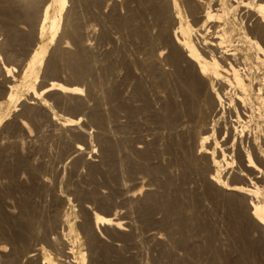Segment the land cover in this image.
<instances>
[{"label":"rangeland","instance_id":"obj_1","mask_svg":"<svg viewBox=\"0 0 264 264\" xmlns=\"http://www.w3.org/2000/svg\"><path fill=\"white\" fill-rule=\"evenodd\" d=\"M109 1L110 0H69L68 9L70 8V11L68 16L64 13V17L62 19V28L60 31V35L61 33L62 35L60 36V39L54 40L52 42H48L49 36L47 34L44 36V41L49 43L46 60L41 64L39 68L40 70L38 73V78L32 76L31 79L30 77H25L24 72L27 68V65L31 62V56L34 52V48L36 50L38 48V43L40 44L39 40L36 39V36L34 35L36 33L38 24L33 25V23L27 21L26 19L23 20L24 17L15 19V21H19L18 23L14 22V24H18L16 27L19 35H21L18 40L13 41L12 44L6 49V47H3L1 44H3L7 39L8 27L6 26V22H4L2 19L3 14L0 13V53H2V58L0 59V247L4 249L7 248L8 250H6L9 251L10 245H8V243H5V237L8 235V233L16 230V220H19L22 216L23 204H31L34 209L39 207L35 211L36 215L34 214V217L36 218L35 220H39L42 216L41 219L45 221L47 219H53L56 216L57 223L59 222L57 224L59 225V227H56L54 231V235L58 236V239L55 241L46 239V241L48 240V242L43 240L44 242L42 243L44 245V250L41 253V256H38L33 260V264H41V261H44L45 257H49L53 263L56 262L57 264H76L75 261L80 258L81 252L86 253L87 258L84 264H152L153 261V264H171L170 262H172V264H249V258L250 260H254L250 261V264L252 262H254L253 264H256V258L253 255V251L250 253L252 255H247L248 252H246L250 249L249 247H252L251 241V245L247 247V244H249L248 240H252L253 242V238H251L250 236H241V224L235 219L238 218L237 220H239L241 213H244L246 210L248 211L249 206L247 205L245 207L246 204L243 201L242 205L240 199L243 198L240 194L236 195L231 193L232 196L230 198L228 192L223 193L224 191L221 192L222 189H220L216 184H210V182L208 181L209 179L207 180V175H209L208 173H210L209 171L205 172L204 177V175L201 174L200 171L198 172L194 169L190 171L191 168L187 169L184 168L185 166H182L183 164L181 163V160L179 158L180 152L177 149V143H175L176 139L178 141V138L181 137L182 130L176 129V127L179 128V126H177V123L174 129L175 122L172 123V121H174L173 117L171 120V124L173 125V127L171 129L172 125L167 121L164 122V120H162L160 116L163 114V109L166 103H171L172 101H174L175 103L177 101V103H179L178 99H181L180 102L182 101L183 90L180 82L182 80V77L184 78V76H181L183 74V69L178 70L170 64L168 65L163 63L162 67H165L167 73L162 76L164 79L160 77V79L158 80L159 77L154 73L151 74V72L145 66V51H143L145 43L141 31H143L144 29L146 33L149 32V39L151 37H154V39L157 38V34L159 33L158 31L160 30V27L162 25V21L161 19H159V16L155 15L157 11H154L155 9L152 10V8L150 10L149 8L151 5L146 0H144L145 2L141 3L142 6L138 2L139 0H132V2L131 0H129L130 2L128 0H125V2L124 0H119L118 4V0H116V3L114 2L115 0H111L110 3ZM178 2L181 7L183 21L185 22L191 20L193 23V20L195 18H193V14V16H191V12L190 10H188L185 4L186 2L184 0H178ZM143 5L146 6L144 7ZM41 6H44V3ZM81 7H83L84 9ZM212 7L213 11L214 9L216 11H214V13L218 12V14H220L221 12L222 15L223 13H225L221 9L220 5L218 6L217 4H214ZM80 11L81 13H79ZM85 13H87V15ZM133 13L134 16L130 17V15ZM129 17L131 18L130 20ZM123 18H125L124 21ZM21 19L23 22H21ZM77 19L79 22L77 21ZM116 19L118 22L116 21ZM193 24L194 27H197L195 23ZM221 24L222 25L219 26H222L224 28L217 26L215 28V26L213 25L214 27H209V31H218L217 33H223L225 35H228L230 32L229 35H234V30H232L231 27L228 26V23L222 21ZM159 25L160 27H158ZM225 25H227L228 27H225ZM71 29L72 32L70 33ZM75 29L76 31H78L77 35H75ZM139 31L140 36L138 34ZM128 36L130 37V39ZM21 37H23V39H21ZM65 38L69 41L67 45L71 51H76L77 49L79 50L80 48H82L81 42L87 43L89 40L92 46L89 45L88 42V44L85 45L86 47L84 46L82 48L85 53L89 55L87 56V60L90 58L91 61L90 62L88 60L90 64V71L87 72L88 76L85 72L82 75V78L79 77L76 80L70 64H68L65 60L63 63V59H60L61 57L56 54L58 47L60 48V46L66 44ZM56 46L57 49L55 48V51H53L52 49ZM52 51L55 52L56 55ZM253 55H259L260 57L263 56L256 51H253ZM263 60L261 59V64L257 60L253 61V74L256 75L259 73L261 75L262 73L263 75ZM258 62L259 66L255 67V65H258ZM4 63H6L7 65L12 64L16 67L15 70L13 69L14 71L10 72L11 74L9 76L6 74L8 72H6L5 69H3L4 67H2L4 66ZM57 64L58 66H56ZM53 65L54 67L56 66L57 69L59 68L56 74H53L51 71ZM260 67H263L262 70H259L261 69ZM254 69H257L258 71ZM51 80H61L63 83L68 84L75 83L74 85H77L79 88L81 87L80 90L82 92L78 96L77 94H69L67 96L60 97L58 93H51V95L49 94V96L46 94H41L42 98L41 96H38L37 99L36 97L33 98L34 96H32L31 93L33 86H37L36 89L40 91L41 88L45 87L46 84L51 82ZM9 84L12 88H10V86L8 87ZM255 86L256 85L254 84V88L248 87L249 92L253 93V97H255L256 95V93H254V89L257 90V87ZM6 88L8 90H14L13 93L17 96V98L14 97V101L7 99V94L9 92H4ZM229 88L230 87H227L225 89L226 91L224 90V92H222L221 98H218L217 96L215 98H212V100L210 97L205 98L207 100V102L205 100V108L206 110H208L207 113L213 112V114H210L213 117L212 120L208 116H205V129L209 134L208 144L210 146L212 144L213 146H211L212 148L210 149V151H216L215 153H213V157L215 154L217 155L216 157H214L216 160L220 157L218 161L221 164L217 165V168L220 169L219 175H223L222 177L224 179L222 177L221 178L225 183L232 182V184H241L242 181L243 185L248 186V184H250L249 186L254 185V187H259V192L262 191L263 193L264 173H262L261 176V171L258 170L260 173H255L254 170H249L248 167L244 165V163L242 164L246 168L244 167V169H242L243 165L239 163V160L241 162H245L248 160V163L249 159L252 156H255L256 160H254L256 161L257 165L260 166V162L262 160L254 151H252L253 148L251 150L252 141L250 142L247 138L251 137L250 140H252L253 137L257 136V134V137L264 136V113H260L261 109L262 112H264V101L259 99V104L258 102H256L258 106L262 105L260 111L259 109L256 110L257 118H250L251 120L253 119L252 121H248L250 124L247 123V120L245 121L246 123L242 121V123L247 124V129L249 128V132L247 131V129H245L244 133L243 131H241L244 127L242 128L241 125H238L236 123L241 122L239 120V115L245 118V111L239 105H237V103H234L236 102V99H238V97L235 96V93H233L234 90H229ZM114 91L117 93V96H115V98L113 97L112 99L109 98V93H112ZM90 93L92 96L90 95ZM94 98H97V100L95 101ZM106 99L107 105L104 101ZM217 99L223 101V103H220V101ZM99 101L102 103L98 107L99 111L102 106L104 107L101 110L104 115L100 112L101 117H103L101 121L104 124L103 126L106 128V131H108V133L110 132V135L107 133V135L111 137L107 139L108 142H106V140L99 132L101 131V127L98 125L97 121L93 123V120H90L91 113L89 116V111L91 112ZM229 101H232V105ZM211 103L214 106L216 104L217 108L212 106ZM93 104H95V106H93ZM222 105H225V109ZM234 107H237V110L234 109ZM232 109L234 110L231 111ZM106 110L108 113L106 112ZM258 112L260 113V115L258 114ZM236 113L238 114V116H234V114L237 115ZM217 114H219L218 117L220 119L217 118ZM229 114L231 118L228 117ZM249 115L250 112H248V116ZM258 115L263 118L262 121L260 120V117L258 119ZM72 116H74L76 120H79V125L82 127L83 132L84 130L86 131L87 138L83 134H77L68 128L66 131V128L61 127V122L65 118H69ZM221 117L223 121L221 120ZM255 119H258L257 122ZM105 120L108 124L106 122H103ZM23 121H25L27 127L23 125ZM221 121L222 123L220 124L219 122ZM112 122L115 123L113 124ZM224 123L226 126H224ZM226 123L228 124V126ZM99 124L101 125V123ZM236 125L239 127L236 128ZM251 125H255V127L258 129L254 127L256 129L255 130ZM225 128L227 129L225 130ZM251 128L253 129L251 130ZM223 129L225 130V132H223ZM219 130H221V136L225 133L223 137L219 135ZM229 130L231 131V133ZM254 132L256 133V136ZM112 133L114 136L111 135ZM123 133H125V137H130L129 143L128 139H126V142ZM174 133H176V136L174 135ZM226 133H229L230 135H226ZM234 133L236 135H234ZM243 135H247V138L243 137ZM220 137L221 139H219ZM229 137L231 138V140L233 139L231 142ZM239 137L243 139L242 144L245 147V150L247 149V146L250 147L248 151L249 153H247L246 151V154L243 156L245 160H242L240 156L237 155L239 154L237 150V148L239 147L238 142H240L241 140ZM141 139L145 141L146 144ZM166 139L169 140L167 141ZM110 142L111 144H109ZM139 142H143L142 144L144 146H147L148 144L147 147L151 149L154 154L151 153L150 156L142 157V153H138L137 151H135V149H132L136 147ZM79 143H82V145L86 147L84 153L73 152L72 149H74V145ZM112 143L113 145H115L114 147H111L113 146ZM116 143L118 145H116ZM154 149L155 151H153ZM139 154H141L142 156ZM245 156L247 157V159ZM133 158L135 159L133 160ZM238 165H240L241 167ZM238 167H240L241 169H239ZM260 167H262V169L264 168L263 162H261ZM127 168H129V171ZM235 169H238V171L236 172ZM120 172H122V177ZM262 172H264V169L262 170ZM237 173H243L244 176L241 177V175H237ZM247 177L249 178V180ZM240 178L242 179L240 180ZM251 180L252 182H250ZM207 184H210V186H208ZM212 184L215 186V189ZM146 187L148 190L146 189ZM159 187L161 188L159 189ZM210 187L213 189L214 193L212 192ZM218 188L220 190H218ZM205 189H209V191H206ZM139 190H142L143 192L140 193ZM216 191H220V193L218 192L219 196L217 194L215 195ZM134 192H136V194L138 195H136L135 198H133L134 196H132L131 194ZM204 193H206L205 195H207V199L205 198V195H203ZM222 193L223 195H221ZM227 193L229 195V200L227 197ZM147 196L150 197L149 200ZM60 197L62 199H60ZM143 197L147 198V200H144ZM232 197L234 198V200H232ZM209 198L212 200H209ZM218 198L219 200L222 199V201L224 198L225 199L223 202H221V200L219 201ZM141 199H143L144 201ZM215 199L219 202L218 204L216 203ZM31 200L33 202H31ZM253 200L255 204L256 198H252V205ZM22 201H24V203ZM225 201H231L232 204L230 205L231 207H234V210H232L231 207L229 210V203L227 202V205ZM238 201L240 203H237ZM221 203L224 205H222ZM168 204L169 206H167ZM185 205L187 208L185 207ZM239 205H241L243 208H240ZM18 206H21L22 209L18 208ZM239 209L240 211L238 213ZM38 211H40V214H38ZM94 211H98L105 215L120 217L126 222L124 224V230L116 229L113 228V226L109 225H101L100 228L102 230L98 231V229H96L93 224L92 217ZM232 211L234 214L236 213L237 217L236 215H233ZM38 216H40L39 219L37 218ZM227 218L230 219L227 220L228 222L226 221ZM233 220H235L234 223ZM212 222L213 224H215L213 225ZM14 224L16 225V227L14 226ZM221 224H223V226H220ZM238 225H240V227ZM90 228H92V233H90ZM212 228L217 229H215L217 234ZM211 229L212 231H214L213 233L212 231H210ZM57 230H59V233L57 232ZM233 231L235 234L233 233ZM166 233H168V235ZM155 235L157 237L161 236L159 237L160 239ZM166 236H168L169 239ZM222 237L223 240L226 241L227 245L223 241L221 244ZM235 237H238L239 239H235ZM211 238L213 240H210ZM218 239H220V243L217 241ZM186 240H188L187 245ZM207 241L209 242L207 243ZM211 241H214V244L210 243ZM245 242L247 244H245ZM217 243L221 247V249L219 246H215ZM6 244L8 245V247ZM232 244L234 245L232 246ZM243 244L246 250L243 247ZM207 245H210V247H208ZM213 247L214 249H212ZM218 247L219 252L218 249H216ZM215 249L216 252H214ZM241 249L243 252L245 250L246 255L243 256V253L241 254ZM65 253H69V256H65ZM249 255L252 256V258ZM220 257H222L223 259ZM226 257L229 258V261L227 262L225 260L227 259ZM241 257H244V260H241ZM1 258L5 259L4 256H2ZM233 258L234 260L231 261ZM31 263L32 261L30 262V264Z\"/></svg>","mask_w":264,"mask_h":264},{"label":"bare ground","instance_id":"obj_2","mask_svg":"<svg viewBox=\"0 0 264 264\" xmlns=\"http://www.w3.org/2000/svg\"><path fill=\"white\" fill-rule=\"evenodd\" d=\"M43 0H0V13L3 14L2 15V19L4 22H6V26L8 27V31H7V39L4 41L3 44H1L3 47H7L10 46L12 44L13 41L18 40L20 35L18 33L17 30V25L18 24H14L15 19L19 18V17H24V19H26L27 21L33 23V25L38 24L37 28H36V33L34 34L36 36V39L39 40L40 44L38 43V48L35 50L34 48V52L31 56V62L27 65V68L24 72L25 77H30V79L32 78V76H34L35 78H38V73H39V68L41 66L42 63L45 62L46 60V54L48 52V48H49V41L52 42L54 40H58L60 39V31H61V25H62V19L64 17V13L68 16L70 8L68 9V2L69 0H44V6H41ZM111 1V0H110ZM109 1V3H110ZM114 1V0H112ZM129 1V0H128ZM151 6H150V10L152 8V10L157 11L155 13V15L159 16V19H161L162 21V25L160 27V25L158 27H160V30L157 32V38L154 39V37H151L149 39V32L146 33V31L143 29V31H141L142 35H143V39H144V43H145V47L143 49L144 54H145V66L146 68L151 72V74H156L160 79V77H162L165 73H167V71L165 70V67H162V64H170L172 66H174L175 68H177L178 70H182L183 69V74L181 76H184V78L182 77V80L180 82L181 86H182V90H183V99L180 102V100L178 99L179 103H176L174 101V103H166V105L164 106L163 109V114L160 115L162 120L167 121L168 123L171 124V120L172 117L174 119L173 122H175L174 124V129H175V125L177 123V126H179V128L176 127V129H181L182 130V135L180 138H178V141L176 139L177 143V149L180 152V160L181 163L183 164L182 166H185L184 168H191L190 171L192 169L197 170L198 172L200 171L201 174L204 175L205 177V172L209 171L210 173H208L209 175H207V180L211 183L216 184L221 190V192L226 193L228 192L231 198V193L232 194H240L242 196L243 199H239L241 200V203L243 205V202L246 204L245 207L248 205L249 209L248 211L246 210L244 213H241L239 220H237L238 218H235L236 221H239V223L241 224V231L240 234L243 237H248L250 236L251 238H253V242L252 240H248L249 244H247L245 242V244H247L249 247L252 244V247H249L247 255L250 254L253 251V255L256 258V264H264V192L262 193V191L259 192V187H254V185L249 186L250 184L247 185H243L242 181L241 184H232V182L230 183H225L224 180H222V176L219 175V171L220 169L217 168V165L221 164L219 163L218 158L217 160L214 158L217 155L215 154L213 157V153H215L216 151H210V149L213 147L212 144L211 146L208 144L209 142V134L208 132H206L205 129V116H208L209 118H211L212 120V113H207L208 110H206L205 108V98L206 97H210L211 100L212 98H215L216 96L218 98H221V94L222 92H224V90L227 87H230L229 90H234L233 93H235V96L238 97V99H236L237 105H239L244 111H245V118L241 117L239 115V120L241 122H235L238 125L242 126V130L245 133V129H247V124H245L246 120L247 123H249L248 121L251 120L250 118H257L256 113L259 109H261L262 105H257L256 102H258L259 104V99L264 101V71H263V75L261 73V75L258 74H253V61L257 60V61H261V59L263 60L264 58V14L261 13V6H264V0H184L186 3V6L188 8V10H190L191 12V16L194 15L193 18H195L193 20V23H195V25L197 27H194V24L192 23L191 20L189 21H183V17L181 14V7L180 4L178 2V0H146ZM116 3V0L114 1ZM125 2V0H124ZM130 2V1H129ZM128 2V3H129ZM132 2V0H131ZM137 2V1H136ZM139 4L141 5L142 2H145L144 0H140L138 1ZM73 3V2H72ZM78 3V2H77ZM112 3V2H111ZM114 3V4H115ZM119 3V0L117 2V4ZM127 3V4H128ZM146 4V3H145ZM217 4L218 6H221V9L225 12L222 13L220 12V14L214 13L213 11V5ZM97 5V4H96ZM104 5V4H103ZM113 5V4H112ZM139 6V5H138ZM142 6V5H141ZM144 6V5H143ZM146 6V5H145ZM144 6V7H145ZM88 7V6H87ZM112 7V6H111ZM117 7V5H116ZM77 8V7H76ZM80 8V6H79ZM83 8V7H81ZM103 8V7H102ZM115 8V7H114ZM147 8V7H146ZM215 8V6H214ZM84 9V8H83ZM119 9V8H118ZM139 9V8H138ZM76 10V9H75ZM74 10V11H75ZM134 10V9H133ZM85 11V10H84ZM103 11V9H102ZM73 12V11H72ZM114 12V11H113ZM189 12V13H190ZM216 12V11H215ZM81 13V11L79 12ZM83 13V12H82ZM104 13V12H103ZM138 13V12H137ZM154 13V12H153ZM87 15V13H85ZM90 14V12H89ZM111 14V13H110ZM149 14V13H148ZM147 14V15H148ZM193 14V15H192ZM83 15V14H82ZM130 15V14H129ZM93 16V15H92ZM91 16V17H92ZM117 16V15H116ZM115 16V17H116ZM134 16V13L130 15ZM76 17V16H75ZM124 17V16H123ZM129 17V20L131 19ZM80 18V17H79ZM96 18V17H95ZM135 18V17H133ZM141 18V17H140ZM66 19V18H64ZM75 19V18H74ZM120 19V17H119ZM125 18H123L124 21ZM188 19V18H187ZM223 19V20H222ZM20 20V19H18ZM25 20V21H26ZM88 20V19H87ZM90 20V19H89ZM99 20V19H98ZM115 20V19H114ZM122 20V18H121ZM68 21V20H67ZM78 21V19H77ZM103 21V18H102ZM117 21V19H116ZM134 21V20H133ZM191 21V22H190ZM222 21H224L225 23H228L229 27H231L232 30H234V35H225V34H221V33H217L216 31L214 32H210V28L211 26H216L217 27H222L219 25H222ZM19 22V21H18ZM17 22V23H18ZM21 22L22 19H21ZM79 22V21H78ZM87 22V21H86ZM118 22V21H117ZM116 22V23H117ZM159 22V20H158ZM219 22V23H218ZM81 23V22H80ZM97 23V22H96ZM131 23V22H130ZM141 23V21H140ZM118 24V23H117ZM126 24V23H125ZM160 24V23H159ZM119 25V24H118ZM158 25V24H157ZM224 25V24H223ZM120 26V25H119ZM130 26V25H128ZM132 26V24H131ZM213 26V27H214ZM227 25H225L226 27ZM227 26V27H228ZM79 27V26H78ZM104 27V26H103ZM20 28V27H19ZM77 28V26H76ZM80 28V27H79ZM85 28V27H84ZM88 28V27H86ZM133 28V27H132ZM224 28V27H222ZM7 29V28H6ZM95 29V26H94ZM137 29V28H136ZM140 29V28H139ZM208 29V30H207ZM212 29V28H211ZM230 29V30H231ZM91 30V29H90ZM107 30V29H105ZM216 30V29H215ZM76 31V29H75ZM129 31V30H128ZM138 31V30H136ZM28 32V31H27ZM26 32V33H27ZM72 32V29L70 30V33ZM77 32V33H76ZM75 32V35L78 34V31ZM87 32V31H86ZM85 32V33H86ZM106 32V31H105ZM112 32V31H111ZM117 32V31H116ZM24 33V32H23ZM69 33V34H70ZM74 33V32H73ZM140 33V31L138 32V34ZM233 33V32H231ZM49 36L48 42L44 41V36L45 35ZM129 34V33H128ZM137 34V35H138ZM4 35V34H3ZM68 35V34H67ZM73 35V34H72ZM95 35V34H94ZM23 36V35H22ZM87 36V35H86ZM127 36V35H126ZM140 36V34H139ZM76 37V36H74ZM80 37V36H79ZM108 37V36H107ZM129 37V36H128ZM138 37V36H137ZM33 38V37H32ZM153 38V39H152ZM21 39H23V37H21ZM25 39V38H24ZM66 39V38H65ZM76 39V38H75ZM88 39V38H87ZM115 39V38H114ZM130 39V37H129ZM3 40V39H1ZM37 40V41H38ZM78 40V39H77ZM20 41V40H19ZM23 41V40H21ZM25 41V40H24ZM65 41V40H64ZM71 41V40H70ZM87 41V40H86ZM110 41V40H109ZM85 42V41H84ZM89 42V40H88ZM87 43H82V48L88 44ZM92 42V41H91ZM33 43V41H32ZM69 41L66 39V44L63 46H60V48L58 47V50L56 51L61 58L63 59V63L64 60L70 64L72 71H73V75L76 78L81 77L82 75L88 71H90V67H89V61L90 58L87 60V53H85V51L80 48L78 51H71L68 48V44ZM126 44V43H125ZM89 45L90 42H89ZM58 46V45H57ZM57 46L54 47L52 50L55 51L54 49H57ZM92 46V45H91ZM96 46V45H95ZM2 47V48H3ZM86 47V46H85ZM134 47V46H133ZM23 48V47H22ZM88 48V47H87ZM9 49V48H8ZM139 49V48H138ZM8 51V50H7ZM11 51V50H10ZM52 51V52H53ZM244 51V52H243ZM253 51H256L260 54H262L263 56L260 57L259 55H253ZM12 53V52H11ZM55 54V52H53ZM105 53V52H104ZM120 53V52H119ZM55 54V55H56ZM89 54V53H88ZM116 54V53H115ZM12 55V54H11ZM18 56V55H17ZM52 56V55H51ZM94 56V55H93ZM135 56V55H134ZM58 57V56H57ZM2 58V53H0V59ZM256 58V59H255ZM54 59V58H53ZM135 59V58H134ZM255 59V60H254ZM260 59V60H259ZM30 60V59H29ZM124 60V59H123ZM96 61V59H95ZM102 61V60H101ZM62 62V61H61ZM65 62V63H66ZM91 62V61H90ZM120 62V60H119ZM259 62L258 65L259 66ZM264 62V60H263ZM263 62H262V66H263ZM50 63V62H49ZM57 63V62H56ZM55 63V64H56ZM102 63V62H101ZM138 63V62H137ZM136 64V63H135ZM261 64V62H260ZM49 65V64H48ZM61 65V64H60ZM65 65V64H64ZM58 66V64L56 65ZM56 66L51 68L52 73L56 74V72H58L56 68ZM62 66V65H61ZM124 66V65H123ZM4 67L3 69H5L6 73L8 76L11 74L10 72L15 70V66H13L12 64L7 65L6 63H4ZM262 70L263 67H260ZM14 69V70H13ZM68 70V69H67ZM145 70V69H144ZM143 70V71H144ZM176 70V71H178ZM256 71H258L257 69H254ZM255 71V72H256ZM62 72V71H61ZM68 72V71H67ZM94 72V71H93ZM2 73V72H1ZM66 73V72H65ZM95 73V72H94ZM136 73V71H135ZM177 73V72H176ZM71 74V73H69ZM134 74V73H133ZM173 74V73H171ZM180 75V74H179ZM178 75V76H179ZM14 76V75H13ZM88 76V74H87ZM94 76V75H93ZM68 77V76H67ZM92 77V76H91ZM114 77V76H113ZM134 77V76H133ZM151 77V76H150ZM171 77V76H169ZM95 78V77H94ZM97 78V77H96ZM13 79V78H12ZM139 79V78H138ZM153 79V78H152ZM156 79V78H155ZM162 79H164L162 77ZM161 79V80H162ZM70 80V79H69ZM95 81V80H94ZM108 81V80H107ZM140 81V80H139ZM180 81V80H179ZM70 82V81H69ZM142 82V81H141ZM140 82V83H141ZM174 82V81H172ZM36 83V82H35ZM72 83V82H71ZM160 83V82H159ZM170 83V81H169ZM75 84V83H74ZM72 84H68V83H63L61 80L59 81H55V80H51V82H49L48 84H46L45 87H42L40 91H38L36 89L35 86H33V89L31 91L32 96H34L33 98L36 97V99L38 98V96H41V94H46L49 96V94L51 95V93H58L60 97H64L67 96L69 94H77V96L82 92L80 90V88L77 85ZM89 84V83H88ZM87 84V85H88ZM254 84L256 85L255 87H257V90H255L254 93H256L255 97L252 96L253 93L249 92V88H254ZM10 86V84L8 85V87ZM127 86V85H126ZM160 86V85H159ZM168 87V85H167ZM10 88H12L10 86ZM84 88V87H83ZM125 88V87H124ZM131 88V87H130ZM176 88V87H175ZM86 89V88H85ZM136 89V88H135ZM21 90V89H20ZM88 90V89H87ZM90 90V89H89ZM129 90V89H128ZM132 90V89H131ZM145 90V89H144ZM166 90V89H165ZM174 90V89H173ZM253 90V91H254ZM7 91L9 92L7 94V99L9 100H13L14 101V97L17 98V96L13 93L14 90H8L7 88L4 90V92ZM134 91V90H133ZM147 91V90H146ZM152 91V90H151ZM175 91V90H174ZM226 91V90H225ZM257 91V92H256ZM148 92V91H147ZM177 92V91H176ZM1 93V92H0ZM17 93V92H16ZM135 93V92H133ZM230 93V92H229ZM18 94V93H17ZM175 94V93H173ZM178 94V93H176ZM45 95V97H46ZM91 95V93H90ZM107 95V94H106ZM143 95V94H142ZM6 96V95H5ZM92 96V95H91ZM94 96V95H93ZM115 96H117V93L114 91L112 93H109L108 97L109 98H115ZM128 96V95H126ZM138 96V95H137ZM144 96V95H143ZM176 96V95H175ZM223 96V95H222ZM57 97V96H56ZM181 97V98H182ZM236 97V98H237ZM15 98V99H16ZM42 98V96H41ZM58 98V97H57ZM101 98V96H100ZM105 98V97H104ZM103 98V99H104ZM147 98V97H146ZM153 98V97H152ZM224 98V97H223ZM40 99V98H39ZM95 99V98H94ZM110 99V101H111ZM124 99V98H123ZM175 99V98H174ZM45 100V99H44ZM64 100V99H63ZM97 100V98L95 99V101ZM118 100V99H117ZM128 100V99H127ZM172 100V99H171ZM219 100V99H217ZM216 100V101H217ZM222 100V99H221ZM225 100V99H224ZM232 100V98H231ZM32 101V100H31ZM42 101V99H41ZM105 102L107 101L104 100ZM109 101V102H110ZM115 101V100H114ZM146 101V100H145ZM220 101V100H219ZM46 102V101H45ZM137 102V101H135ZM207 102V100H206ZM223 103V101H220V103ZM230 102V101H229ZM232 102V101H231ZM230 102V103H231ZM262 102V101H261ZM1 103V102H0ZM13 103V102H12ZM44 103V102H43ZM47 103V102H46ZM97 103V102H95ZM139 103V102H138ZM217 103V102H216ZM219 103V105H220ZM227 103V102H226ZM102 103L99 101L98 104H93V106H95L92 111H89V116L91 113V118L90 120H93V123L95 121H97L98 125L101 127V131H99L101 133V135L103 136V138L106 140V142H108V138L110 137V132L108 133V131H106V128L103 126L104 124L102 123V118L101 117V113H102V108H104L102 106V108H100V111L98 109V107L101 105ZM107 105V102L105 103ZM104 104V106H105ZM119 104V103H118ZM122 104V103H121ZM212 104V103H211ZM262 104V103H261ZM34 105V104H33ZM127 105V104H126ZM232 105V103H231ZM258 107H257V106ZM62 106V105H61ZM76 106V105H75ZM212 106H214L212 104ZM211 106V107H212ZM223 106V105H222ZM225 106V105H224ZM223 106V108H224ZM78 107V105H77ZM116 107V106H115ZM216 107V104L215 106ZM80 108V107H79ZM217 108V107H216ZM232 108V107H231ZM9 109V108H8ZM16 109V108H15ZM74 109V108H73ZM76 109V107H75ZM222 109V108H221ZM225 109V108H224ZM234 109L237 110V107ZM234 109H232L231 111H233ZM85 110V109H84ZM88 110V109H87ZM86 110V111H87ZM91 110V109H90ZM137 110V109H136ZM235 110V112H236ZM239 110V109H238ZM70 111V110H69ZM74 111V110H73ZM222 111V110H221ZM226 111V110H225ZM224 111V112H225ZM230 111V110H229ZM101 112V113H100ZM107 112V110H106ZM248 112H250V115L248 116ZM31 113V112H30ZM108 113V112H107ZM136 113V112H135ZM156 113V112H155ZM260 113H264L261 112ZM260 113L258 112V114L260 115ZM103 114V113H102ZM157 114V113H156ZM216 114V113H215ZM226 114V113H225ZM237 114V113H236ZM104 115V114H103ZM133 115V114H132ZM219 114H217V118ZM232 115V114H231ZM258 115V119L259 116ZM225 116V115H224ZM234 116H238L234 114ZM32 117V116H31ZM60 117V116H59ZM63 117V116H62ZM79 117V116H78ZM143 117V116H142ZM153 117V116H152ZM171 117V118H170ZM227 117V115H226ZM230 117V114L229 116ZM80 118V117H79ZM78 118V119H79ZM231 118V117H230ZM233 118V117H232ZM236 118V117H235ZM238 118V117H237ZM264 118V117H263ZM260 117V120L262 121V119ZM84 119V118H83ZM220 119V118H219ZM218 119V120H219ZM234 119V118H233ZM257 119V120H258ZM126 120V118H125ZM124 120V121H125ZM161 120V119H160ZM209 120V121H211ZM215 120V119H214ZM221 120L223 121L222 117ZM253 120V119H252ZM251 120V121H252ZM256 120V119H255ZM256 120V122H257ZM89 121V120H88ZM151 121V120H150ZM219 122L220 124L222 123ZM242 121H244L245 123H242ZM104 123L107 121H103ZM146 122V121H145ZM163 122V124H164ZM259 122V121H258ZM24 126L27 127V124H25V121L22 122ZM101 123V125L99 124ZM113 123V122H112ZM115 123V122H114ZM113 123V124H114ZM234 123V122H233ZM60 124V122H59ZM82 124V122H81ZM108 124V123H107ZM121 124V123H120ZM147 124V123H146ZM162 124V123H161ZM169 124V126H170ZM207 124V123H206ZM211 124V123H210ZM215 124V121H214ZM227 124V123H226ZM250 124V123H249ZM248 124V125H249ZM262 124V123H260ZM263 124H264V119H263ZM95 125V124H93ZM118 125V124H117ZM166 125V124H165ZM172 125V124H171ZM217 125V123H216ZM219 125V124H218ZM7 126V125H6ZM87 126V125H86ZM85 126V127H86ZM168 126V125H167ZM222 126V125H221ZM224 126L225 123H224ZM228 126V124H227ZM253 126V125H251ZM258 126V125H256ZM61 127L66 128L65 130L67 131L68 129H71L73 132L77 133V134H83L86 138H87V133L84 130V132L82 131V127L79 125V120H76L74 118V116L69 117V118H65L62 122H61ZM97 127V126H96ZM173 125L171 126L172 129ZM223 127V126H222ZM221 127V128H222ZM239 126L236 125V128H238ZM255 127V125L253 126V128ZM167 128V127H166ZM210 128V127H209ZM213 128V127H212ZM216 128V127H215ZM218 128V127H217ZM230 128V127H229ZM251 128V130L253 129ZM256 128V127H255ZM254 128V129H255ZM63 129V128H62ZM153 129V128H152ZM155 129V128H154ZM157 129V128H156ZM170 129V127H169ZM173 129V131H174ZM227 128H225L226 130ZM231 129V128H230ZM249 129V128H248ZM247 129V131L249 132V130ZM258 129V128H256ZM255 129V130H256ZM264 129V126H263ZM32 130V129H31ZM111 130V128H110ZM109 130V131H110ZM114 130V129H113ZM212 130V129H211ZM225 130L223 129V132H225ZM233 130V129H232ZM236 130V129H235ZM250 130V132H251ZM18 131V130H17ZM97 131V130H96ZM172 131V130H171ZM172 131V132H173ZM220 131L219 130V135H220ZM230 131V130H229ZM259 131V130H258ZM257 131V132H258ZM262 131V130H261ZM260 131V132H261ZM264 131V130H263ZM114 132V131H113ZM118 132V130H117ZM130 132V131H128ZM135 132V131H134ZM137 132V131H136ZM139 132V131H138ZM164 132V131H163ZM215 132V131H214ZM228 132V131H227ZM5 133V132H4ZM107 133L109 135H107ZM126 133V132H125ZM125 133H123L125 140L128 139V143L130 142L128 138L125 137ZM143 133V132H142ZM211 133V132H210ZM218 133V130H217ZM231 133V131H230ZM233 133V132H232ZM238 133V132H237ZM255 133V132H254ZM263 133V132H262ZM156 134V133H155ZM176 133H174L175 135ZM208 134V135H207ZM229 134V133H228ZM226 133V135H228ZM113 135V133L111 134ZM224 134H222L221 137H223ZM230 135V134H229ZM234 135H236L234 133ZM233 135V136H234ZM114 136V135H113ZM148 136V135H147ZM176 136V135H175ZM213 136V135H212ZM211 136V137H212ZM218 136V135H217ZM247 135H243V137H246ZM256 136V133H255ZM258 136V134H257ZM253 137L252 140H250V138L248 137L247 139H249V141H252V146H251V150L253 148L252 151H254L259 158L262 160L261 162L264 163V136L263 137ZM84 137V138H85ZM135 137V136H134ZM158 137V136H157ZM162 137V135H161ZM160 137V138H161ZM170 137V136H168ZM221 137L219 139H221ZM242 137V135H241ZM91 138V136H90ZM111 138V137H110ZM133 138V137H132ZM213 138V137H212ZM218 138V137H217ZM225 138V137H224ZM228 138V137H226ZM230 138V137H229ZM233 138V137H232ZM240 138V137H239ZM74 139V138H73ZM215 139V137H214ZM235 139V138H234ZM241 139V138H240ZM121 140V138H120ZM133 140V139H132ZM142 140V139H141ZM167 140V139H166ZM169 140V139H168ZM167 140V141H168ZM233 140V139H232ZM230 138V142L232 141ZM243 139L240 140V142H238L239 147L237 148L239 154H237L238 156H240V158L243 160V156L247 153H249V148L247 146V149L245 150V147L243 146ZM143 141V140H142ZM147 141V140H146ZM221 141V140H219ZM224 141V139H223ZM127 142V140H126ZM138 142V141H137ZM145 143V141H143ZM142 142V143H143ZM249 142V143H250ZM100 143V142H99ZM136 143V142H135ZM142 143L139 142V144L136 145V147L132 148L135 149V151H137L138 153H142L143 156L141 154L142 157L144 156H150V154H154V152H152L151 149H149L147 146L143 145ZM215 143V142H214ZM233 143V142H232ZM10 144V143H9ZM22 144V143H21ZM111 144V142L109 143ZM121 144V143H120ZM119 144V145H120ZM146 144V143H145ZM161 144V143H160ZM237 144V145H238ZM247 144V143H246ZM93 145V144H92ZM100 145V144H99ZM113 145V143H112ZM116 145H118L116 143ZM159 145V144H158ZM166 145V144H165ZM215 145V144H214ZM98 146V145H97ZM115 145L111 146L114 147ZM121 146V145H120ZM119 146V147H120ZM126 146V145H125ZM128 146V145H127ZM150 146V145H149ZM216 146V145H215ZM214 146V147H215ZM250 146V145H249ZM123 147V146H122ZM121 147V148H122ZM222 147V146H221ZM85 148L82 143L79 144H75L74 145V149L73 152H83L85 151ZM117 148V147H116ZM120 148V150H121ZM155 148V147H154ZM114 149V148H113ZM128 149V148H127ZM162 149V148H161ZM172 149V148H171ZM157 150V149H156ZM163 150V149H162ZM214 150V149H213ZM221 150V149H220ZM225 150V149H224ZM250 150V151H251ZM1 151V150H0ZM89 151V150H88ZM155 151V149L153 150ZM219 151V150H218ZM229 151V150H228ZM158 152V151H157ZM173 152V151H171ZM178 152V153H179ZM78 153V154H79ZM123 153V152H122ZM136 153V152H135ZM137 153V154H138ZM164 153V152H163ZM167 153V152H166ZM3 154V153H2ZM254 154V153H253ZM84 155V154H83ZM93 155V154H92ZM132 155V154H131ZM135 155V154H134ZM236 155V156H237ZM248 155V154H247ZM250 155V154H249ZM108 156V155H107ZM154 156V155H153ZM172 156V155H171ZM80 157V156H79ZM157 157V156H156ZM155 157V158H156ZM246 157V156H245ZM251 157V156H248ZM253 157V156H252ZM249 159V162L247 163V161H243L241 162L239 159V163H241V165H243L242 163H244V165L246 167H248L249 170H254L255 173L261 171V176H262V167L261 166V162H260V166L257 165L256 163V159L255 156L253 158ZM109 158V157H108ZM223 158V157H222ZM221 158V159H222ZM119 159V158H118ZM135 158H133L134 160ZM148 159V158H147ZM247 159V157H246ZM255 159V160H254ZM150 160V159H148ZM232 160V159H231ZM245 160V159H244ZM91 161V160H90ZM151 161V160H150ZM233 161V160H232ZM124 162V161H123ZM133 162V161H132ZM138 162V161H137ZM153 162V161H152ZM231 162V161H230ZM128 163V162H127ZM136 163V162H135ZM180 163V161H179ZM233 163V162H232ZM247 163V164H246ZM120 164V163H119ZM122 164V163H121ZM125 164V163H124ZM165 164V163H164ZM163 164V165H164ZM168 164V163H166ZM234 164V163H233ZM114 165V164H113ZM149 165V162H148ZM243 168L244 169V166ZM139 166V165H137ZM172 166V165H171ZM240 166V165H238ZM263 166V165H262ZM107 167V166H106ZM111 167V166H110ZM120 167V166H119ZM141 167V166H140ZM173 167V166H172ZM175 167V165H174ZM224 167V166H223ZM241 167V166H240ZM240 167H238L239 169H241ZM245 167V168H246ZM121 168V167H120ZM178 168V167H177ZM115 169V168H114ZM118 169V168H117ZM129 171V168H127ZM145 169V168H144ZM162 169V168H161ZM224 169V168H223ZM231 169V167H230ZM121 170V169H120ZM123 170V169H122ZM126 170V169H125ZM136 170V169H135ZM134 170V171H135ZM193 170V171H194ZM236 170V169H235ZM247 170V169H246ZM247 170V171H249ZM259 170V171H258ZM155 171V170H154ZM153 171V172H154ZM174 171V170H173ZM222 171V170H221ZM225 171V170H224ZM227 171V170H226ZM234 171V170H233ZM238 171V169L236 170V172ZM195 172V171H194ZM245 172V171H244ZM250 172V171H249ZM253 172V171H252ZM121 173V177H122V172ZM126 173V172H125ZM124 173V175H125ZM133 173V172H132ZM260 173V172H259ZM2 174V172H1ZM151 174V173H150ZM154 174V173H153ZM152 174V175H153ZM161 174V173H160ZM159 174V175H160ZM165 174V173H164ZM242 176H244V174L242 175L241 173H239ZM237 173V175H239ZM130 175V174H129ZM183 175V173H182ZM225 175V174H224ZM256 175V174H255ZM258 175V174H257ZM4 176V175H3ZM11 176V175H10ZM154 176V175H153ZM222 177V178H221ZM227 177V176H225ZM249 177V176H248ZM247 177V178H248ZM256 177V176H255ZM159 178V177H158ZM246 178V179H247ZM260 178V177H259ZM263 178V177H262ZM6 179V178H5ZM168 179V178H167ZM166 179V180H167ZM170 179V178H169ZM224 179V178H223ZM242 178H240L241 180ZM245 179V177H244ZM136 180V179H135ZM151 180V179H150ZM230 180V179H229ZM249 180V178H248ZM121 181V180H120ZM263 181V180H262ZM125 182V181H124ZM208 182V183H209ZM237 182V181H236ZM239 182V181H238ZM247 182V180H246ZM252 182V180L250 181ZM182 183V182H181ZM127 184V183H124ZM139 184V182H138ZM157 184V183H156ZM170 184V183H169ZM210 184H207L208 186H210ZM254 184V183H253ZM261 184V183H260ZM145 185V184H144ZM168 185V184H167ZM166 185V186H167ZM184 185V184H183ZM189 185V184H188ZM206 185V186H207ZM213 185V184H212ZM205 186V185H204ZM214 186V185H213ZM216 186V187H217ZM258 186V185H257ZM263 186V185H262ZM10 187V186H9ZM140 187V186H139ZM154 187V185H153ZM175 187V184H174ZM12 188V187H11ZM144 188V186H143ZM150 188V187H149ZM161 187H159L160 189ZM165 188V187H164ZM167 188V187H166ZM171 188V187H169ZM208 188V187H207ZM211 188V187H210ZM209 188V189H210ZM218 188V190H220ZM129 189V188H128ZM147 189V187H146ZM209 189H205L206 191H209ZM215 189V186H214ZM148 190V189H147ZM146 190V191H147ZM172 190V189H171ZM212 192L214 193L213 189L211 188ZM217 190V188H216ZM90 191V190H89ZM140 191V190H139ZM145 191V190H144ZM151 191V189H150ZM191 191V190H190ZM205 191V192H206ZM16 192V191H15ZM132 192V191H131ZM143 192L142 190L140 191V193ZM164 192V191H163ZM169 192V191H168ZM173 192V191H172ZM177 192V191H176ZM183 192V191H182ZM218 192L220 193V191H216L215 195L218 194ZM139 193V192H138ZM148 193V192H147ZM146 193V194H147ZM162 193V192H161ZM223 193L221 195H223ZM227 193V195H228ZM132 196H134L133 198H135V196L137 195L136 192L131 193ZM163 194V193H162ZM177 194V193H176ZM201 194V193H200ZM206 193H204L203 195H205ZM210 194V193H207ZM141 195V194H140ZM139 195V196H140ZM150 195V194H149ZM165 195V194H164ZM168 195V194H167ZM213 195V194H212ZM229 195L228 200H229ZM95 196V195H94ZM138 196V195H137ZM142 196V195H141ZM207 195H205V198ZM209 196V195H208ZM128 197V195H127ZM146 197V196H145ZM164 197V196H162ZM182 197V196H181ZM224 197V196H223ZM234 197V195H233ZM232 197V200H234V198ZM237 197V196H236ZM256 198V203L254 204V200H253V205H252V198ZM11 198V196H10ZM132 198V197H131ZM137 198V197H136ZM140 198V197H139ZM144 198V197H143ZM148 200L150 199V197H148ZM147 198H144V200ZM152 198V196H151ZM175 198V196H174ZM220 198V197H219ZM218 198V200H219ZM60 199H62L60 197ZM159 199V198H158ZM169 199V198H168ZM189 199V198H188ZM196 199V198H195ZM205 199V201H206ZM217 199V198H216ZM216 201V203L218 204L219 202ZM225 199V198H224ZM223 199V201H224ZM140 200V199H139ZM143 200V199H141ZM143 200V201H144ZM187 200V199H186ZM193 200V199H192ZM209 200H212L209 198ZM221 202L222 199H220ZM219 200V201H220ZM12 201V200H11ZM26 201V200H25ZM57 201V200H56ZM96 201V200H95ZM155 201V199H154ZM165 201V200H164ZM167 201V200H166ZM173 201V200H172ZM171 201V202H172ZM176 201V199H175ZM214 201V199H213ZM212 201V202H213ZM243 201V202H242ZM24 203V201H22ZM27 202V201H26ZM31 202H33L31 200ZM160 202V200H159ZM226 202V201H225ZM224 202V203H225ZM228 202V201H227ZM226 202V203H227ZM101 203V202H100ZM136 203V202H135ZM152 203V202H150ZM229 203V205H228ZM227 205L229 206V210L232 204V202H228ZM236 203V202H235ZM237 203H240L239 201ZM20 204V203H19ZM18 204V205H19ZM33 204V203H32ZM138 204V202H137ZM154 204V203H153ZM173 204V203H172ZM175 204V203H174ZM177 204V202H176ZM216 204V205H217ZM222 204V203H221ZM21 205V204H20ZM34 205V204H33ZM224 205V204H222ZM236 205V204H235ZM233 205V206H235ZM162 206V205H161ZM169 206V204L167 205ZM190 206V205H189ZM163 207V206H162ZM177 207V206H176ZM180 207V206H179ZM186 207V205H185ZM238 207V204H237ZM240 208H243L241 205H239ZM15 208V206H14ZM18 208H21V206ZM23 208V212H22V216L20 217L19 220L17 221V227L14 224V226L16 227V230H13L11 233H8V235L5 237L6 241L5 243H8V245H10V249L9 251H7L6 249L0 247V256H4L5 259L1 258L0 262L1 264H30V262L32 261L31 264L34 263V259H36L38 256H41V253L44 250V245L42 242L46 241V239L48 240H57L58 236H55L54 231L56 229V227H59V225H57V217L55 216L53 219H47V220H42V216L40 218V216H38L37 218L39 220H35L36 218L34 217L35 211L36 209H34V207L31 204H23L22 206ZM21 208V209H22ZM166 208V206H165ZM187 208V207H186ZM200 208V207H199ZM202 208V207H201ZM164 209V208H163ZM232 210H234V207H231ZM245 209V208H244ZM40 210V209H39ZM173 210V209H172ZM200 210V209H199ZM221 210V209H220ZM237 210V209H236ZM19 211V210H18ZM87 211V210H86ZM216 211V210H215ZM240 209L238 210L239 213ZM20 212V211H19ZM18 212V214H19ZM40 211H38V214ZM166 212V211H165ZM177 212V211H176ZM21 213V212H20ZM43 213V212H42ZM163 213V211H162ZM179 213V212H178ZM192 213V212H191ZM209 213V212H208ZM231 213V212H230ZM233 213V211H232ZM6 214V213H5ZM133 214V213H132ZM154 214V213H153ZM176 214V213H175ZM182 214V213H181ZM186 214V213H185ZM229 214V213H228ZM36 215V214H35ZM47 215V214H46ZM53 215V214H52ZM90 215V214H89ZM209 215V214H208ZM225 215V214H224ZM233 215H236V213ZM20 216V215H19ZM167 216V215H166ZM223 216V215H222ZM228 216V215H226ZM17 217V215H16ZM51 217V216H50ZM180 217V216H178ZM232 217V216H231ZM230 217V218H231ZM237 217V215H236ZM19 218V217H18ZM44 218V217H43ZM48 218V217H47ZM91 218V217H90ZM93 224L94 227L96 229L102 230L100 228L101 225H109V226H113V228L116 229H123L124 230V224L126 223L124 220H122L120 217L117 216H113V215H105L102 214L98 211H94L93 212ZM223 218V217H222ZM17 219V218H16ZM134 219V218H133ZM6 220V219H5ZM92 220V219H91ZM137 220V219H136ZM135 220V221H136ZM149 220V219H148ZM191 220V219H190ZM218 220V219H217ZM230 220V219H226ZM13 221V220H12ZM47 221V222H46ZM161 221V220H160ZM213 221V220H212ZM216 221V220H215ZM214 221V222H215ZM183 222V221H182ZM202 222V221H201ZM222 222V221H221ZM228 222V221H227ZM226 222V223H227ZM230 222V221H229ZM235 222V220H233V223ZM191 223V222H190ZM189 223V224H190ZM207 223V222H206ZM211 223V222H210ZM168 224V223H167ZM171 224V223H170ZM213 224V222H212ZM215 224V223H214ZM213 224V225H214ZM2 225V224H1ZM90 225V224H89ZM201 225V224H200ZM207 225V224H205ZM210 225V224H209ZM159 226V225H158ZM175 226V225H173ZM171 226V227H173ZM220 226H223V224H221ZM240 227V225H238ZM14 227V229H15ZM162 227V225H161ZM166 227V226H165ZM186 227V226H185ZM206 227V226H205ZM234 227V225H233ZM94 228V229H95ZM176 228V227H175ZM195 228V227H194ZM217 228V226H216ZM215 228V229H216ZM238 228V227H237ZM92 228H90L91 230ZM95 229V230H96ZM169 229V227H168ZM172 229V228H171ZM192 229V228H191ZM202 229V228H200ZM208 229V227H207ZM213 230H215L214 228H212ZM212 229L210 231H212ZM137 230V229H136ZM152 230V229H151ZM217 230V229H216ZM215 230V233H216ZM59 230H57L58 232ZM133 231V229H132ZM139 231V230H138ZM169 231V230H168ZM177 231V230H176ZM195 231V229H194ZM220 231V230H219ZM94 232V231H93ZM97 232V231H96ZM95 232V233H96ZM167 232V231H166ZM171 232V231H170ZM190 232V231H189ZM206 232V231H205ZM214 231H212L213 233ZM238 232V231H237ZM59 233V232H58ZM92 233V230L91 232ZM234 233V231H233ZM54 236H53V235ZM86 234V233H85ZM94 234V233H93ZM129 234V233H128ZM168 235V233H166ZM174 234V233H173ZM182 234V233H181ZM202 234V233H201ZM217 234V233H216ZM235 234V233H234ZM215 235V234H214ZM225 235V234H224ZM63 236V235H62ZM122 236V235H121ZM139 236V235H138ZM156 236V235H155ZM175 236V235H174ZM187 236V235H186ZM216 236V235H215ZM227 236V235H226ZM240 236V237H241ZM94 237V236H92ZM134 237V236H133ZM140 237V236H139ZM157 237V236H156ZM161 236H158L157 238H159ZM168 238V236H166ZM177 237V236H176ZM65 238V237H64ZM91 238V237H90ZM108 238V237H107ZM148 238V237H147ZM190 238V237H189ZM238 237H235V239ZM160 239V238H159ZM169 239V238H168ZM184 239V237H183ZM201 239V238H200ZM209 239V238H208ZM221 239V236H220ZM220 239H218L217 241L219 242ZM239 239V238H238ZM44 240V241H43ZM48 240L46 242H48ZM149 240V239H148ZM182 240V239H181ZM210 240H213L212 238ZM130 241V240H129ZM183 241V240H182ZM187 241L186 240V245H187ZM194 241V240H193ZM222 241L225 242V244L227 245L226 241L221 240V244ZM231 241V240H230ZM245 241V240H244ZM243 241V242H244ZM251 241V244H250ZM4 242V241H3ZM95 242V241H94ZM174 242V241H173ZM178 242V241H177ZM176 242V243H177ZM209 241H207L208 243ZM241 242V243H243ZM93 243V241H92ZM142 243V241H141ZM214 244V241L210 242ZM216 243V242H215ZM220 243V242H219ZM7 245V244H6ZM7 245V247H8ZM161 245V244H160ZM180 245V244H179ZM234 244H232L233 246ZM240 245V244H239ZM238 245V247H239ZM242 245V244H241ZM125 246V245H124ZM136 246V245H135ZM208 247H210V245H207ZM212 246V244H211ZM215 246H219L218 243ZM172 247V246H171ZM185 247V246H184ZM199 247V246H197ZM207 247V248H208ZM220 247V246H219ZM219 247L216 248L218 249L219 252ZM223 247V246H222ZM244 247V244H243ZM54 248V247H53ZM60 248V247H59ZM62 248V246H61ZM66 248V247H65ZM187 248V247H186ZM245 248V247H244ZM202 249V248H201ZM214 249V247L212 248ZM216 249L214 252H216ZM221 249V247H220ZM252 249V250H251ZM177 250V249H176ZM184 250V249H183ZM240 250V249H239ZM246 250V248H245ZM244 250V252H245ZM251 250V251H250ZM168 251V250H167ZM234 251V250H233ZM238 251V250H237ZM242 251V249H241ZM250 251V252H249ZM69 252V251H68ZM184 252V251H183ZM200 252V251H199ZM222 252V251H221ZM220 252V253H221ZM243 251L241 252V254L244 256L246 255V252L244 253ZM67 253V252H66ZM65 253V256L68 255ZM168 253V252H167ZM166 253V254H167ZM207 253V252H206ZM211 253V252H210ZM224 253V252H223ZM231 253V252H230ZM71 254V253H70ZM181 254V253H180ZM195 254V253H193ZM209 254V253H208ZM240 254V255H241ZM164 255V254H163ZM184 255V254H183ZM252 255V254H250ZM249 255V256H250ZM69 256V255H68ZM67 256V257H68ZM238 256V255H237ZM248 256V257H249ZM189 257V256H188ZM218 257V256H217ZM223 257V255H222ZM220 257V258H222ZM247 257V258H248ZM252 258V256H250ZM253 257V258H254ZM86 253L85 252H81L80 253V258L78 260H76V264H84L86 261ZM169 258V257H168ZM175 258V257H174ZM173 258V259H174ZM201 258V257H200ZM199 258V259H200ZM227 261H229L228 257H226ZM244 257H241V260ZM246 258V257H245ZM63 259V258H62ZM160 259V258H159ZM191 259V258H190ZM197 259V258H196ZM223 259V258H222ZM238 259V258H237ZM161 260V259H160ZM188 260V259H187ZM207 260V259H206ZM212 260V259H211ZM219 260V258H218ZM224 260V261H225ZM234 258L231 260L233 261ZM236 260V259H235ZM240 260V258H239ZM238 260V261H239ZM244 260V259H243ZM246 260V259H245ZM248 260V259H247ZM63 261V260H62ZM131 261V260H130ZM140 261V260H139ZM194 261V260H193ZM196 261V260H195ZM199 261V260H198ZM204 261V260H203ZM223 261V260H222ZM250 261H254V260H250L249 258V264ZM40 262V261H39ZM170 262V260H169ZM185 262V261H184ZM147 263V261H146ZM154 263V261H153ZM152 263V264H153ZM172 264V262H170ZM221 263V262H219ZM254 262H252L251 264H253ZM38 264V263H37ZM41 264H57L56 262L53 263L52 260L49 257H45L44 261H41ZM123 264V263H122ZM132 264V263H131ZM143 264V263H142ZM205 264V263H204Z\"/></svg>","mask_w":264,"mask_h":264},{"label":"snow or ice","instance_id":"obj_3","mask_svg":"<svg viewBox=\"0 0 264 264\" xmlns=\"http://www.w3.org/2000/svg\"><path fill=\"white\" fill-rule=\"evenodd\" d=\"M261 13L264 14V6H261Z\"/></svg>","mask_w":264,"mask_h":264}]
</instances>
